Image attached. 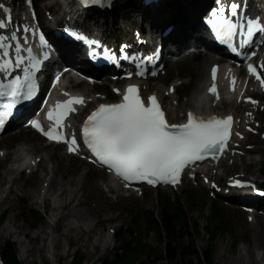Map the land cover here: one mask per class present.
Here are the masks:
<instances>
[{
	"label": "snow or ice",
	"instance_id": "1",
	"mask_svg": "<svg viewBox=\"0 0 264 264\" xmlns=\"http://www.w3.org/2000/svg\"><path fill=\"white\" fill-rule=\"evenodd\" d=\"M82 3L87 6L89 0H82ZM240 7L241 5L235 2L231 3L234 13L238 12ZM217 11H223V9L212 12V16L216 18L213 24L217 22L221 24V27L217 29L218 35L230 39L237 30V24L232 20H220L217 17ZM9 19H11L10 16ZM0 26H3V21H0ZM27 27V25L24 26V31H27ZM254 29L258 30L257 34L264 31V19L255 22L249 19L247 36H253ZM4 39L0 38V48H5ZM40 39L43 42L45 38L42 35ZM51 45L52 42H49V47ZM16 48L19 53V44ZM8 54L5 50L4 55L8 56ZM21 59L18 57L17 67ZM10 63L5 60L0 64V70H7ZM37 64L38 61L33 60L31 67L36 68ZM249 70L255 71V68L250 64ZM215 73L216 69L213 68V78ZM140 74L143 75V73ZM0 89H4L0 91V95L7 94L12 98V102L5 106L7 110L0 112V126H3L5 117L12 115L11 109L15 104L20 100L31 99L37 94V83L33 73L25 68L23 81L17 77L7 85H0ZM209 91L215 93V85L209 88ZM148 100L150 103H146L141 98L137 85H129L119 103L100 104L83 123V145L102 165L113 170L124 181H147L149 184L162 181L175 184L187 165L203 160L207 154L215 155L224 149L225 142L229 138L231 116L227 118L210 116L205 119L189 112L186 122L169 123L157 97L152 95L148 97ZM81 102V99L77 98L58 105L65 111L57 117L56 124H60V118L65 115V112L75 111L72 108L73 103ZM48 115L51 117L52 112L49 111ZM31 123L52 140L67 139L54 128L44 130L39 121ZM76 147L77 137L73 136L69 143V151L75 150Z\"/></svg>",
	"mask_w": 264,
	"mask_h": 264
},
{
	"label": "rangeland",
	"instance_id": "2",
	"mask_svg": "<svg viewBox=\"0 0 264 264\" xmlns=\"http://www.w3.org/2000/svg\"><path fill=\"white\" fill-rule=\"evenodd\" d=\"M50 1L55 0H46L44 3H40V8H51L53 11H55L54 7L49 6ZM56 7L60 10L59 3H57ZM132 18L133 13H126L121 15L119 18ZM139 18L140 16L137 15ZM174 21V19H172ZM99 22L104 23V28L108 25L109 32L112 30H116L117 27H114L112 18L110 15L107 17H100ZM166 22V21H164ZM162 24V27L164 26V23ZM147 26V24H146ZM149 26V25H148ZM108 31V29H107ZM177 57V56H174ZM170 58V64H169V72L168 75L160 77L159 80L154 81L152 83L153 86L160 87L161 82L162 83H168L169 78L173 77L176 79L178 76H183L186 79H190L192 75H194V68H193V62L190 60L188 62H183L182 57L176 61L175 58ZM183 59H188L184 58ZM208 70V67L206 71ZM192 85L187 84L184 86L183 90L180 92V95L183 96L180 98V101L184 98L186 99L189 96V91L191 89ZM262 120L264 123V114L262 115ZM264 131V128H263ZM27 134L28 137L33 138L34 134L30 131H23L20 134H16L15 136L9 135L7 138H5L0 144L2 146H7L8 148H16L21 145L22 143V137L21 135ZM37 143H40L44 145V142L41 139L33 138ZM256 139L258 142H260V145L264 149V139L260 137V135L256 136ZM7 140V142H6ZM45 151L37 152L44 154ZM41 157L37 158V161ZM258 159L259 164L255 166H247L245 167L244 164L236 163V171L242 172L246 171L249 172L252 176H256L258 178H261L260 175V165L261 160L264 162V150H259L257 154H251L247 157V159ZM58 164L61 165V169L57 170ZM264 165V163H263ZM0 167H3L6 169L8 167L7 162L5 165L0 164ZM54 167L57 170V179L59 181H63V177L69 178L71 175L76 174L79 172L81 174L80 177L87 175L90 180L98 182L102 189L104 190V185L106 184V178H104L103 174L95 170L93 168H90L85 166L84 162H80L76 158H68L63 156L62 152L59 150H56V158L54 162ZM229 168V167H228ZM2 168H0V182H1V197L5 198L7 196L10 197L11 203L10 204H4L0 207V215L3 212H6L5 219L1 221L0 219V248L1 244L4 243L5 240L11 239L15 242L17 246V252L19 260L22 264H27L26 260H22L20 257V251L22 246L19 244V240H23L25 244L33 245L35 249L38 247L42 248V250H45L47 253L50 251V248H53L52 244V236L63 231V227L60 228V231L51 232L50 236L48 238H45V240H37L34 243H29L28 239L26 238L24 232L22 231L20 234H12L8 235L6 232L2 231L3 225L7 222L9 217L12 215L17 217V222L25 228L26 231H28L30 236H33L35 232L37 231V227L41 225H47L48 221H51V218L48 217L49 215V206L50 202H46L45 207L41 205L39 202L34 200L32 197H27L26 194L23 193L22 190H17L16 192L9 191L11 184H8L10 175L6 173L1 172ZM89 172L85 174L86 171ZM45 172V171H44ZM78 173V174H79ZM51 174L48 176L47 180H42L41 182H38L36 184L37 188H42L43 186L46 188L49 186V179ZM27 179V178H26ZM29 179V178H28ZM25 181V180H24ZM22 180L20 182V185L24 183ZM29 184H33L31 179L28 180ZM83 192H80V196ZM53 196V193L52 195ZM27 199L28 205L30 208H34L39 210V207L42 209L39 210L40 214H35L36 222L34 225H32V220L28 219V215L24 212L23 207V201H21V198ZM167 197H171L172 199H178L180 202L184 205L185 210L189 213L188 216L193 221H196L198 223V227L191 230V235L193 239L200 245V247L205 248L208 242H211L213 239L210 235H208L206 225L207 220L211 216V206L215 203L214 200L209 196V194L204 193L203 190L198 189L194 186H188L184 188V190H180L178 193L174 192V195L166 194L163 190H150L146 193V195L143 198H132V199H123L120 202H118L117 205H110V201L104 202V208L99 214H95L96 217L93 218L92 221H87L86 228H89L90 226L97 227L98 230L103 229L104 233H107L108 235H111L112 244L110 249L104 253H102V247L95 250L96 252L95 257L93 258L95 263L94 264H120L119 256H125V250L123 249L124 240L120 241L118 239H115V236L113 234H110L111 229H115L119 232L121 229V226L123 225H133L135 229H139V235H134V239L136 241H141L142 243H145L151 247H155L158 244V240L156 237L155 232L148 233L145 231L144 228L146 221L150 220L155 214L158 215L161 210V205L165 202ZM79 198H75L74 202L75 204L78 202ZM40 201V200H39ZM216 203H220V200H216ZM226 207V206H225ZM132 211H137L139 215L141 214L142 219V225L138 226L136 224H132V218H134V213H131ZM225 215H226V222H228L225 226V232H222L219 234V236L215 240L216 247L214 248V264H225L224 259H227L231 256H236V253L241 247H245L246 245H253L254 243V236L252 234L251 230H246L245 225L242 224L245 222V219H241L239 217V214L237 211L228 210L227 207L225 209ZM98 220L100 221L98 223ZM247 223V222H245ZM32 226L34 228H32ZM53 228V227H52ZM49 229V230H52ZM261 226L258 228L261 230ZM264 234V233H263ZM264 236V235H263ZM86 238V236L84 237ZM131 236L126 235V240H130ZM186 241H189V239H185ZM235 241H239L238 244H235ZM79 242V241H78ZM255 243L259 244L258 241ZM262 246L256 245L255 252L256 256L259 260V264H264V244H261ZM109 246V245H108ZM91 247L89 246H80V243H77L75 239L69 244L67 240L64 238L61 239V247L60 252L63 253L65 249L68 251L67 256H61L59 261L51 258L46 257V259L42 258L39 253L35 254L34 256H31L32 261L28 264H45L48 262L49 264H70L72 257L75 254L82 253L85 256V260L82 264H88L89 260V254L87 253L88 249ZM51 254H49L50 256ZM91 261V263H92ZM137 262L134 264H165V262L160 261L158 263H152V261L146 260L145 257H139ZM90 264V263H89Z\"/></svg>",
	"mask_w": 264,
	"mask_h": 264
},
{
	"label": "bare ground",
	"instance_id": "3",
	"mask_svg": "<svg viewBox=\"0 0 264 264\" xmlns=\"http://www.w3.org/2000/svg\"><path fill=\"white\" fill-rule=\"evenodd\" d=\"M61 2V0H57V3ZM56 1H50L49 6H53L56 14H58L59 9L56 7L57 5ZM201 9V5L197 8L190 9L189 14L185 15L184 13L179 15H174L172 12H165L161 15L159 22L157 23V27H161L164 21H175V29H174V38H180V45L179 49L182 51L183 48L187 47L189 43L193 40H195L196 43L199 42H206L205 35L202 34L200 38L196 37V32L200 31V23L197 19L198 12ZM59 16V15H58ZM165 23V22H164ZM178 42V39H176ZM212 57L213 53H210L209 55H204L202 53H199L198 55L192 56V58L189 59H183V62L192 61L193 62V68H194V75H192V79L190 81V85H192L190 91H189V97L179 105V110L175 112L174 110L170 109V105H172L174 102H176L174 99H176V96H173L171 98L165 96L164 102L166 103V106L169 108L170 117L175 120L178 118H182L181 113L187 110L189 108H194L197 111H205L208 108H215L212 101H207V96L202 93L205 82L207 80V67L212 63ZM78 63L82 65L84 63L82 57L78 58ZM75 65V63H74ZM177 86H179V82L175 83ZM169 88L165 89L168 90ZM224 95L228 101H231L230 104L237 105L236 110H240V106L233 100V97L229 96L224 92ZM220 107V104L217 106ZM216 107V108H217ZM233 111L232 108L228 109L225 113ZM186 117V116H185ZM184 117V118H185ZM31 130V129H29ZM23 131H21L22 133ZM22 137L23 145L21 147H17L14 151H10L7 154H4L3 158L10 157L13 155V162L14 163H20V161L24 160L25 156L23 154L30 153V154H36L37 152L45 151L44 155L42 156V160L39 163V169L35 171L36 175L32 181L33 184L28 183V179H25V183L22 185L19 184L20 177L17 176L14 179L13 188L14 190L20 189L23 191L24 194H26L27 197H32L34 200L37 201L39 196L44 195V200L46 202H50L49 206V216L51 218V221H48L47 225H41L37 227V231L33 236H30L28 231L25 230L24 227H22L17 222V217L12 215L9 217L5 225L2 227V231L6 232L8 235L12 234H20L22 231L24 232L26 238L28 239L29 243H34L37 240H45V238H48L53 231H60V228H64L63 231L55 234L52 236V244L53 248H50V251L47 253L45 250H42V248L38 247L35 249L33 245L25 244L23 240H19V244L22 246L20 251V257L22 260H26L27 264L32 261L31 256H34L35 254H38L46 259V257H51L57 261H59L58 258L61 256H67L68 251L65 249L63 253L60 252L61 247V239H65L70 244L73 239L77 243H80V246H89L91 247L88 249L87 253L89 254V260L88 264H94L95 262L93 258L95 257L96 252L94 251L102 247V253H106L112 244L111 236L107 233L103 232V229L98 230L95 226H90L89 228H86L87 221H92L94 217H96L95 214H99L102 211V201L108 196L106 192H104L100 185L96 182L91 181L90 179L86 178V176H81L79 172H77L74 175H71L69 178L63 177V181H59L57 179V170L61 169V165L58 164L57 170L53 167L51 170L53 172V176L51 177L50 185L47 190L41 191V189L37 188L36 184L38 182H41V180H44L48 176L49 169V163L53 161V158H55L54 153V147L55 144H51L52 147L44 146L43 144L37 143L36 141L32 140L30 137L27 136V134L21 135ZM39 138V137H38ZM41 139V138H40ZM42 140V139H41ZM43 141V140H42ZM7 142V140H6ZM83 150H86V146H80ZM35 151V152H33ZM46 153V154H45ZM258 159H245V164L249 166V164L258 165L259 162ZM263 161V160H261ZM261 168H263V164L261 165ZM27 169V166L25 167ZM227 170L225 176L233 175V167H230ZM45 171V173H43ZM79 173V174H78ZM220 176V175H219ZM201 177V174H200ZM13 188L10 190L13 191ZM0 189H1V182H0ZM80 192H83L80 196ZM53 193V196H51ZM1 194V190H0ZM247 192H240L241 197L247 196ZM79 198L78 202L75 204L74 200L75 198ZM238 197V196H237ZM10 204L11 199L9 196L3 198L0 195V207L4 204ZM243 213L240 214V217L243 218ZM258 222H261L264 224V220L262 218H257ZM100 221L98 220V223ZM53 227V228H52ZM246 229L249 230L250 226L245 225ZM52 230H49L51 229ZM263 230L259 231L258 233L254 232V243L253 245H246L245 247H241L238 252L236 253V256H231L227 259H224L225 264H259V260L256 256L255 247L256 245L262 246L261 244L264 243V237L262 235ZM86 236V238H84ZM79 241V242H78ZM258 241L259 244L255 243ZM209 244V242H208ZM206 245V247L208 246ZM109 245V246H108ZM201 248V247H200ZM49 254H51L49 256ZM75 254L74 256H76ZM73 256V257H74ZM73 257L71 259L70 264L73 262ZM92 261V263H91ZM48 263V262H46ZM59 264V263H58Z\"/></svg>",
	"mask_w": 264,
	"mask_h": 264
},
{
	"label": "trees",
	"instance_id": "4",
	"mask_svg": "<svg viewBox=\"0 0 264 264\" xmlns=\"http://www.w3.org/2000/svg\"><path fill=\"white\" fill-rule=\"evenodd\" d=\"M163 214L162 223L154 219L151 221L150 228L155 231L158 244L144 251L146 260L152 263L163 261L165 264H214L215 240L220 233L225 231L224 227L227 224L220 208L216 205L211 208V216L207 220L206 229L213 240L207 247L201 248L202 253L191 235L189 225L192 221L184 205L182 203L172 205L166 202ZM193 223L196 227L198 226L196 221ZM186 238L189 241H186ZM0 252L3 264H22L13 240H5L1 244ZM132 256V254L125 257L119 256V261L121 264H131ZM84 260L85 256L80 253L73 257L72 264H82Z\"/></svg>",
	"mask_w": 264,
	"mask_h": 264
}]
</instances>
